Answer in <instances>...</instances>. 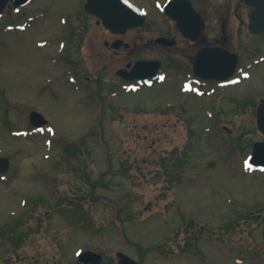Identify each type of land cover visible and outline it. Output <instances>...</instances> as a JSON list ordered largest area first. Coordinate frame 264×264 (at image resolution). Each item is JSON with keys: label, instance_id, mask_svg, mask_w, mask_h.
<instances>
[{"label": "rangeland", "instance_id": "rangeland-1", "mask_svg": "<svg viewBox=\"0 0 264 264\" xmlns=\"http://www.w3.org/2000/svg\"><path fill=\"white\" fill-rule=\"evenodd\" d=\"M135 1L145 7L152 0ZM75 4L34 0L25 14L0 17V156L13 162L9 182H0V264H79L85 249L103 253L105 264H118L119 251L141 264H264V172L243 168L252 144L264 139L253 105L264 97V61L245 69L253 75L244 83L181 106L176 80L182 79L173 73L164 83L119 94V68L172 56L149 43L156 35L148 27L118 36L142 40L137 50L112 51L104 41L114 38L95 22L82 49L66 47L58 13H74ZM31 13L37 18L24 25ZM230 23L238 24L234 17ZM246 34L248 45L257 44ZM64 60L81 63L77 84L64 80ZM99 76L102 103L89 96ZM33 110L52 129L33 132ZM239 143V150H225ZM32 201L35 216L20 227L27 234L15 246V237L5 238ZM39 214L46 215L39 216L43 223Z\"/></svg>", "mask_w": 264, "mask_h": 264}, {"label": "flooded vegetation", "instance_id": "flooded-vegetation-1", "mask_svg": "<svg viewBox=\"0 0 264 264\" xmlns=\"http://www.w3.org/2000/svg\"><path fill=\"white\" fill-rule=\"evenodd\" d=\"M86 1L80 0V7L72 9L74 13L66 14L69 31L66 40L74 45L78 44V46H81L86 39V33L90 30L89 28H91L93 22H95L94 25L96 27L102 25L99 23L97 16L86 11ZM169 1L174 0H152L149 5H146L147 7H143L135 1L141 8L146 9L147 17L145 25L134 30H142L148 27L150 33L154 32L151 34H155V32L158 34L155 38L165 37L170 41H174L173 44H156L155 38H151L149 41V43L159 48L168 50V54L172 56L171 59L167 57L158 58L161 63L160 69L166 74L173 73L179 79L191 75L192 78L200 79L203 82L201 78L197 77L195 72L196 55L203 48H214L220 54L223 53L224 49H227L239 54L240 60L243 59L240 51L248 44L244 45L242 32L244 30L247 31L249 28V18L254 7L247 6L243 3V0H177V2H172L167 6L166 4ZM74 16L77 18L81 16V18L73 21L72 18ZM232 17L237 20V25L232 26V23H230ZM89 22H91V25L87 26ZM91 29L93 32L94 29ZM105 30L108 34L113 35L109 30ZM257 36L264 37L259 34ZM93 37L94 34H92ZM140 41L142 40L133 41L132 43L125 41L129 43L126 48L128 50L132 48L137 50L138 46H140ZM246 51L250 55L249 57H252L253 51H255L254 46L253 48L249 47ZM217 53H215L216 56L206 57V59L208 58L207 62L210 59L216 60L215 67H219L222 62V54L217 55ZM130 64L132 63L128 62L126 64L129 70L132 69L129 66Z\"/></svg>", "mask_w": 264, "mask_h": 264}, {"label": "water", "instance_id": "water-1", "mask_svg": "<svg viewBox=\"0 0 264 264\" xmlns=\"http://www.w3.org/2000/svg\"><path fill=\"white\" fill-rule=\"evenodd\" d=\"M9 1L10 0H0V14H2L4 8L6 7ZM13 1L18 9L19 6L27 4L30 0ZM246 1L249 3H254V0ZM119 2L117 0H111V2L110 0H89L88 5L91 7L93 5V7L96 8L95 11L105 19V24L108 27H111L114 24V21L124 23L121 17L124 15L133 16V13L135 12V10H133L132 5L128 4V2H126V5L128 7L126 6L125 9L123 7L124 5ZM262 3H264V0H262ZM261 8L262 9L256 10L252 15L251 29L255 32L264 33V6ZM129 10H132L134 12L132 13ZM132 20L133 21H131V26L140 24L134 21H140L141 19L133 18ZM114 46H116V44ZM31 119L33 124H35L36 126H42L47 122L44 116L39 112H33ZM258 127L264 133V100H262L258 108ZM251 160L254 164L264 167V141L256 142L254 144V150L251 156ZM0 165H3V167H1L2 170H7V168L9 167V160L7 158H1ZM119 255L122 257L121 264H138L132 258L123 253H119ZM80 260L87 264H101L103 257L99 253L93 251H86L80 255Z\"/></svg>", "mask_w": 264, "mask_h": 264}, {"label": "trees", "instance_id": "trees-1", "mask_svg": "<svg viewBox=\"0 0 264 264\" xmlns=\"http://www.w3.org/2000/svg\"><path fill=\"white\" fill-rule=\"evenodd\" d=\"M247 212H248V213H246V215H248V214H249V215L254 214V213H253L254 211L251 212V211L249 210V211H247ZM17 229H18V226L14 227V228H13V231H16ZM15 235H16V232H15L14 236H15ZM23 236H24V233H21L19 236H17V241L20 242V239H21V237L23 238ZM17 241H16V242H17ZM165 249L167 250L166 247H165ZM79 264H80V263H79Z\"/></svg>", "mask_w": 264, "mask_h": 264}]
</instances>
